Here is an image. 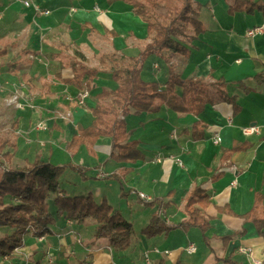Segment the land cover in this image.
<instances>
[{"label": "crops", "instance_id": "1", "mask_svg": "<svg viewBox=\"0 0 264 264\" xmlns=\"http://www.w3.org/2000/svg\"><path fill=\"white\" fill-rule=\"evenodd\" d=\"M15 1L5 0L7 2L5 4L0 0V6L5 8L1 7L0 9L5 10L6 16L11 17L13 24L19 23L16 13L18 7H11L10 3L21 6ZM32 1L33 5L39 8L52 9L49 10V19L42 18L44 15L35 16L34 14L37 15V13L33 10L34 8L31 9L32 11H27L28 15L26 16L28 19H33L37 28L35 29L36 33H41V37L44 34L47 35L48 46L41 43L44 46H40L41 50L43 51L45 47L51 49L48 61H41L42 58L38 56L37 60L30 63L27 68L20 69L23 75L25 72L27 73L26 82L29 83L31 80L36 88L40 86L43 89L44 78L49 79V85L46 89L47 94L42 99L43 108H39L36 112H34L35 108L31 109L25 105L22 97L26 94L27 89L33 91L34 86L31 85L30 89L22 83L23 90L21 88L16 90L21 94L19 101L27 107L20 108L27 112L26 116L19 115L20 110L17 111L19 130H21L16 139L20 146L19 151L23 146L20 142L22 134L27 135L29 131H40L36 127L31 129L29 126L30 124L35 126L34 121L38 119V111L45 110L46 126L49 130L45 129L46 131L43 132L45 136L41 143L42 145L47 144L49 149L48 157H42L43 160L50 161L55 165H61L68 161L81 165L87 175L85 178L90 177L88 170H91L93 173L91 177L94 179L91 183L97 184V186H94L93 190L88 193L97 203L103 199L106 200L113 209L119 210L133 225L130 219L132 210L144 208L143 202L146 200L161 198L164 202L169 203L168 207L161 212V216L167 224L175 225L186 218L183 210L186 196L195 186H200L208 195L209 204L206 206L205 212L211 218L210 228L206 232V243L210 245L213 238H219L222 242L223 236L238 232L226 244L222 242L221 256H217L212 264H223L217 262L216 259L229 256L240 264H253L247 254L239 252L238 247H250L254 257L264 264V234L256 233L251 224H244L239 217L217 212V207L228 206L235 214L245 213L257 205L256 195L260 196L257 207H264V33L254 37L246 35L248 29L258 25V15L261 19L260 23H264L261 14L256 11L253 14L243 12V19L250 21V25H246L243 29H235L231 26L226 36L223 37L224 42L221 46L216 42L214 44L213 40L218 32L221 34L226 29L218 27V30L214 31L205 26L202 21L205 26L203 34L194 37L189 32L191 34L188 35L190 40L187 43L189 44L185 47V51L181 52L183 54L186 52L185 61L169 60L165 54L167 51L170 52L169 55L173 54L169 49L164 50L162 56H159L165 66V72L161 70L160 65L155 63H160V61L152 59L151 72L153 76H146L144 79L145 76L142 75L143 63L141 64L142 78L145 81H157L160 86H163L167 79L169 65H172L183 80L190 77H204V80L214 83L222 77L226 81L227 94L236 98L239 110L233 114L232 105L224 101L206 104L198 115L177 113L164 105L157 112L137 114L130 110L122 118L126 122L127 130L130 131L129 139L139 140V149L144 158L135 163H125L116 162L110 158L111 140L109 137H98L93 147V154L88 152L85 144H69L72 136L77 133V126L86 127L93 120L91 108L95 105L94 95L102 89H114L117 83L111 79L110 71L106 70L98 72L90 89H81L65 83L62 79L73 77V61H61L56 54L64 50L65 46L83 53V46L92 43V38H95V34L91 31L98 30V27L101 26L104 33L110 36L112 53L125 57L137 56L141 50L136 45H140V41L144 39H146V43H143L144 46L150 42L144 21L139 16L137 18L132 6L123 0ZM228 2L231 4L230 0ZM193 5L197 6L198 13H201L202 4L193 0ZM9 7L10 9H8ZM130 9L131 12L133 11L132 14H130ZM210 14L214 18L212 8H210ZM112 32L116 35L113 36ZM61 35L66 40L68 38V43L65 45ZM207 37L210 38V41L207 40ZM179 43L182 45L180 41ZM208 45L207 53H200V48L208 47ZM130 50H135V52L129 54ZM152 56L158 55L152 54ZM23 75L19 80L16 72H1L0 88L4 89V92L13 91L19 83L25 82L22 79ZM163 75H165V80L161 81L160 78ZM13 83L16 85L15 88ZM84 91L87 92V95L82 100L83 107L79 106L75 110L68 100L76 97L80 103V95ZM176 91L177 93L181 92L180 89ZM60 101L62 104L58 105ZM65 104L70 106L66 107ZM33 115H36L35 119L31 118ZM195 121L199 122L198 130L202 132V138L196 140L190 136V130ZM25 122H27L28 128L24 127ZM248 122L250 125L259 127V134H252L248 137L243 135L242 129L249 126ZM215 134L220 136V143L214 142ZM244 142L250 143V146L244 149H234L238 144ZM66 146L69 148L67 149ZM69 158L71 160H68ZM58 160H63V162L60 163ZM126 167H130L131 170L121 181L107 178L113 173L120 174ZM64 173L63 175H65ZM233 181L234 184H232ZM60 185L62 188L60 195H73L65 193L61 178ZM171 191L172 193L167 195ZM138 192L144 193L148 199L138 197ZM98 198L101 200L98 201ZM134 198L141 201L143 205L134 202ZM52 199V197L48 199L53 217L52 223L48 224L49 232L39 236L27 232L23 238V245L14 254V260L9 264H63V262L73 264L72 260L81 256L85 257L89 264H123L121 261L114 260L113 252L115 250L109 246L107 239L94 237L95 222L93 220L86 219L81 224L68 222L69 220L64 214L56 215V207L52 203ZM123 199L128 215L121 209ZM192 202L196 204L194 200ZM154 209L152 208L151 212ZM148 221L140 223V228L146 226ZM6 229L7 227L0 229L2 232L0 236L11 231L10 228ZM192 229L198 228H190L185 233ZM178 230L181 229H174L166 234L148 238L151 245L146 251L155 255L152 260L153 264L181 262L180 256L178 258V250L172 251L164 247L170 235ZM135 233L137 234V232ZM134 238H131L130 243ZM141 238L139 240H142ZM146 247L145 245L144 249H147ZM154 249H157L158 252H155ZM127 250L128 248L117 251L124 252L118 255L128 257L125 255ZM183 251L187 255L196 253V251L187 253L185 249ZM164 255L171 259L174 257L176 260L166 261L167 257ZM48 258H52V261ZM196 263L204 264L202 258Z\"/></svg>", "mask_w": 264, "mask_h": 264}, {"label": "trees", "instance_id": "2", "mask_svg": "<svg viewBox=\"0 0 264 264\" xmlns=\"http://www.w3.org/2000/svg\"><path fill=\"white\" fill-rule=\"evenodd\" d=\"M123 1L129 3L134 13L144 21L147 34L151 38L150 42L145 44L137 56L128 57L130 61L124 68L110 70L111 79L117 86L110 90L102 89L94 95L95 105L91 108L93 120L86 127L79 125L69 144H85L88 152L93 154L98 137L106 136L111 140V159L116 162L135 163L143 159L144 155L139 149V140L129 139L130 131L127 130L126 122L122 118L130 110L137 114L157 112L164 105L177 113L198 115L206 104L224 101L232 105L233 114H236L239 106L236 98L227 94L226 81L222 77L214 83H206L204 77L183 80L172 65L168 66V76L163 86L157 81H145L141 76V64L149 55L162 56L163 51L167 49L185 51L182 45L173 40V35H185L187 26L191 28L194 37L205 32V26L198 17L197 6L193 5V0ZM161 7L165 8L164 15L158 13ZM227 10L229 13L246 14H253L256 11L261 14L264 22V0H231ZM112 35L116 34L112 32ZM5 53L4 49H0V55ZM72 70L73 77L62 81L86 89L91 88L93 79L100 72L97 68L87 67L81 62L74 63ZM177 89L181 92L177 93ZM198 124L199 122L195 121L190 130V136L195 140L202 138ZM9 146L15 148L14 142L0 137V228L11 229L0 236V256L10 254L16 246H21L27 232L34 236L49 232L48 224L53 220L48 201L50 197L53 198L56 215L64 214L67 219L77 224L89 218L93 219L95 238L107 239L109 246L115 251L124 250L129 246L134 227L106 200L97 203L91 194L60 195L62 191L60 178L65 170H73L83 178L86 177L81 165L72 162L54 165L35 156L27 166L11 167L8 163L12 158V153L7 149ZM249 146L250 143L244 142L234 149ZM130 170V167H126L120 174L113 173L107 178L121 181ZM171 193L172 191L167 195ZM193 200L196 204H193ZM259 201L260 196L256 195L257 205L242 214H235L228 206L217 207V212L241 218L244 224H251L256 233L262 235L264 207H257ZM143 204L155 208L148 223L141 229V233L147 238L166 234L174 229L186 232L190 228H198L203 240L207 241L206 232L210 228L211 218L205 212V208L209 200L200 186H195L186 196L183 206L186 218L175 225L167 224L161 216V212L168 207V202L161 198H153L144 201ZM237 233L223 236V244ZM219 261L223 264H240L230 256ZM174 264L187 263L176 261Z\"/></svg>", "mask_w": 264, "mask_h": 264}, {"label": "rangeland", "instance_id": "3", "mask_svg": "<svg viewBox=\"0 0 264 264\" xmlns=\"http://www.w3.org/2000/svg\"><path fill=\"white\" fill-rule=\"evenodd\" d=\"M196 1L201 3L203 6L201 9V13H198L199 8L196 9V12L198 13L199 19L201 21H203L205 26L209 27V29L214 30V31L218 30V27H223V29H226L221 34H219V32H218V35L216 37H214L215 38L214 40L211 36L212 40L214 41V44L217 43L220 46L223 44V42H224L223 37L226 36V33H227L228 29H230L231 26L235 27V29L236 28L243 29L244 27H246V25L247 26L250 25V21H246L243 19V14H244L243 12H235V13H229L228 12L227 8L229 6V2H228L229 0H196ZM1 2H5V0H1ZM123 2H125V1H123ZM125 3L128 4L127 2H125ZM5 4H7V2H5ZM35 4H37V3H35ZM10 5H11V7H18V8H16L17 9L16 13L18 14L19 23L13 24L11 17L6 16L7 13L5 12V10H3V9H5L4 6L3 7L0 6V8L1 7L3 8L2 10L0 9V15H1V19H0V49H4V51H6L5 54L0 55V73L1 72H11V73L16 72L17 77H18L17 79L20 80V77L23 75L20 68H23V67L27 68L30 63L37 60L38 56H40L42 58L41 61H48L47 58L49 57V52H50L51 48L45 47L43 51L41 50V48H40V46H42L41 43H44L46 46H48L47 37H46L47 35L44 34L41 37V35H42L41 33H36L35 29H37V28L34 25L33 19L31 20L30 18L28 19L26 17L28 15L27 11H30L31 9H33V7L23 9L18 4H14V3L11 4L10 3ZM210 8H212L214 10V18L210 14ZM8 9H10V7ZM49 10H52V9L49 8ZM165 12H166L165 8L161 7L158 9V13H160L161 15H164ZM132 13H133V11L131 12V9H130V14H132ZM34 15L40 17L38 13H37V15L36 14H34ZM135 15H137V14H135ZM49 17L50 16H48V14H47V15H44L42 18L49 19ZM139 17L137 15V18H139ZM258 17H259L258 18L259 22L257 24L260 25L261 19H260L259 15H258ZM12 24L16 25V26H13ZM187 27L188 28L185 29V31H184L186 36H183L180 34H178L179 36L173 35V38L175 39V40L174 39L173 40L176 43H179V41H180L184 48L189 44V43H187L190 40V39H188V37H189L188 35H191V34H189V32L193 34L191 28L189 26H187ZM186 31H188V32H186ZM91 32H93L95 34V38H92V43H89L87 46H85V45L83 46V48H84L83 53H81L80 51H77L74 48L68 49L67 46H65L64 50H61V52L59 54H56V55H58L57 57H59L61 59V61H73L72 65L74 63H76V61H79V62H81V64H83L87 67H93V68H97L98 70H106V71H110L111 69H115V68H124V66H126L128 64V62L130 61V59L128 57L119 56L118 54L111 52L112 51V48H111L112 43L110 40V36L107 33H104L103 27L100 26V27H98V30H95V31L92 30ZM61 37H62V35H61ZM148 38L151 39L149 35H148ZM62 39H63L64 45H65V43H68V38L66 40L65 38L62 37ZM209 39L210 38L207 37L208 41H210ZM145 40L146 39L140 41V43H139L140 45H136V47H139V49L142 50L144 48L143 43H146ZM70 43H72V42H70ZM147 43H149V42H147ZM209 45H208V47L207 46L201 47L199 50L200 53L204 52L206 54L207 53L206 51H207V48H209ZM220 46H217V47H220ZM42 47H44V46H42ZM169 50H171V49H169ZM134 52H135V50L128 51L129 54H133ZM172 52H173L172 55H169L170 52H168V51L165 52V54L169 57V60L170 59H176L175 61H185L184 58L187 57L186 52H184V54L179 52V51H172ZM191 53H193V52L191 51ZM196 53H198V52H196ZM81 55H82V57H81ZM54 57H56V56H54ZM191 57H193V56H191ZM77 59H79V60H77ZM152 59H155L156 61H160V63H158V62H155V63L160 65L161 70L163 72H165V66L163 65L162 59L159 56L155 57V56H152V54H151V56L149 55L142 62L143 63L142 75H143V77L145 76L144 79L146 78V76L147 77L153 76L152 72H151L152 63H153ZM167 74H168V71H167ZM26 75H27V73L25 72V74L23 75V78H22L25 82H26V80H25ZM160 80L161 81L165 80V75H163L160 78ZM48 81H49V79L44 78L43 89L40 86L38 88H36L34 86V83L31 80H29V83L28 82L25 83L22 81L21 83L18 84L17 87L13 83L12 85L14 86V88L16 87V89H14L13 91L9 90L8 92H4V89L0 88V137L8 138V139H10V141L14 142L15 148L10 147V146L7 148L12 153V158H11L12 160L10 159L8 162L9 165H11L12 167L27 166L29 163H31V161H33L35 156H39L41 158L42 157L43 158L48 157L47 151L49 149V146L47 144L42 145V143H41V142H43V139L45 136V134L43 132L46 130H49V128L46 126L47 115L44 114L45 110L43 112L38 111V113H39L38 119H35L36 115H33L31 117L32 119H35V121H34L35 126H33V124H30L29 128L35 129V127H36V129L40 130V131H37V132L36 131H33V132L29 131V133L27 135H25V134L21 135L20 142H21V144H23L21 151H19L20 146L17 144V141H16L18 134L21 133V130H19L17 111L20 110V108L24 107L25 105L31 109L35 108L36 110L34 112H36L39 108H43L42 99L45 98V96H46L45 94H47L46 89L49 85ZM205 82L210 83V82H208V80H205ZM22 83L25 84L24 85L25 87L28 86L30 89H31V85L34 86L33 91L27 89L25 92L26 94H24L22 96L25 103H26L25 105L22 104L23 102L19 101V99H21L20 98L21 94H20V92L16 91V90H18V88H21L23 90ZM83 88L84 87H82L81 89H83ZM68 101H70L69 104L71 106H73L75 108V110H77L76 108H78L79 106L83 107L82 103H78L76 97L69 99ZM36 102L38 103L37 105H36ZM105 102H107V101H105ZM61 104H62L61 101L58 102V105H61ZM69 104H65L66 107L70 106ZM26 106H25V108H27ZM19 115L26 116L27 112H25L23 109H21L19 112ZM263 115H264V113H263ZM26 123L27 122L24 123V127L28 128ZM247 125H250V122H248ZM77 131H78V126H77ZM18 141H19V139H18ZM68 148H69V146L67 147V149ZM74 149H75V147H74ZM68 160H71V159L69 158ZM58 162L62 163L63 160L62 161L58 160ZM88 173H89L90 177L83 178L78 172L67 169L64 173L66 175V177H64L65 175H63L61 177V181L63 184V188L65 189V193H71L73 195L90 194L88 192H90V190H93L94 186H97V184L91 183V181L94 180L91 177L93 174L92 171L88 170ZM87 180H88V182H87ZM112 199L115 200L114 198H112ZM97 200L99 201L101 199L98 198ZM134 202H138L140 205L142 204V202L138 201L137 198H134ZM121 209L126 213V215H128V212L126 211V203H125L124 199H123V202L121 204ZM151 211H152V208L146 207V206L142 209H139V210L137 208L132 210V214L130 215V219L133 223L132 226H134L133 238L134 237L135 238H134L133 242L130 243V245L127 247L128 250H127L125 255H127L128 257H124V256L120 257L118 254H122L124 252L115 251V252H113L114 253V260H118V262L121 261L123 264H145L144 255L146 253H148L151 260L154 259L155 255H153V253H151V252L146 251L149 249L151 244H150L147 236L143 235L140 231L141 230V228H140L141 224L140 223H144V222L149 220L150 214L152 213ZM56 217H59V216H56ZM91 220H93V219H91ZM91 220H89V221H91ZM68 222L71 223L72 221L69 220ZM7 229H9V228H7ZM135 232H137V234ZM1 233L2 232H0V234ZM40 235H43V234H40ZM36 236H39V235H36ZM140 238L142 240H139ZM190 242H192L196 246V250H195L196 253L192 254V255H187L185 253V251H183V250L189 245ZM221 244H222L221 239H219V238L214 239L213 238L210 241V245H208L206 243V241L203 240V236H201V232L198 229H192L188 233H185V231H183V230L176 231L175 233L170 235V237L167 239V242L165 243L164 247L167 249H170L172 251L178 250L179 255L178 254L177 255H178V258L180 256L179 259H180L181 263L188 262L190 264H197L196 262L202 258L204 264H212L213 261L215 262V258L217 256H221V253H220ZM22 245H23V242H22ZM145 245L147 246L146 247L147 249H144ZM21 246H16L10 254L1 255L0 256L1 257L0 258V264L11 263V261L14 260L13 259L14 254H16V252L19 251ZM78 254H80L79 251H78ZM165 257H167V256H165ZM167 258H165L166 261L174 259V257L172 259L171 258L167 259ZM48 260L52 261V258H50V259L48 258ZM174 260H176V258ZM216 260H217V262H221V261H219L218 258ZM72 261H73V264H89V262L86 261L85 257H83V256L79 257L78 259L74 258ZM63 264H65V263L63 262Z\"/></svg>", "mask_w": 264, "mask_h": 264}, {"label": "built area", "instance_id": "4", "mask_svg": "<svg viewBox=\"0 0 264 264\" xmlns=\"http://www.w3.org/2000/svg\"><path fill=\"white\" fill-rule=\"evenodd\" d=\"M17 3H19L23 8H30V7H33L35 12L38 13L39 15H47L49 14V10L48 9H44V8H39L37 7L36 5H33V1L32 0H16ZM0 19H1V15H0ZM264 33V23L260 24V25H255L253 26L252 28L248 29L246 31V35L248 37H254L256 35H259V34H262ZM87 95V92L84 91L83 93H81L80 95V99H81V102L82 103V100L84 97H86ZM242 133L244 136L248 137L252 134H259V127L257 125H249L247 127H244L242 129ZM221 139H220V136L218 134H215L214 135V142L215 143H220ZM177 162L179 164L180 161L177 160ZM235 182L233 181L232 184H234ZM138 197L142 198V199H148L147 196L144 195V193L142 192H138L137 193ZM186 252L187 253H194L195 250H196V246L193 244V243H190L186 248H185ZM238 250L239 252L241 253H245L247 254V256L251 259V262L253 264H261V260L257 259L254 257L253 255V251L250 247H238ZM155 252H158L157 249H154ZM165 253H167V251H165ZM144 262L145 264H153L152 260L150 259L148 253H146L144 255Z\"/></svg>", "mask_w": 264, "mask_h": 264}]
</instances>
